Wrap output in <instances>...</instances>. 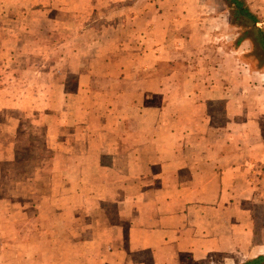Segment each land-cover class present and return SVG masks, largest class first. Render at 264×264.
Listing matches in <instances>:
<instances>
[{"label": "crops", "instance_id": "crops-1", "mask_svg": "<svg viewBox=\"0 0 264 264\" xmlns=\"http://www.w3.org/2000/svg\"><path fill=\"white\" fill-rule=\"evenodd\" d=\"M159 17L139 12L131 23L114 24L109 39L100 32L91 44L107 57L91 63L85 79L75 72L81 87L108 77L141 81L143 89L113 91L104 111L77 110L85 118L82 138L57 144L65 150L59 162H72L51 183L59 187L57 198H45V219L24 235L20 222L31 220L18 213H27L31 202L10 200L17 218L7 234L11 219L0 216V264H246L264 257V112L248 111L239 92L237 101L225 103L223 91L180 90L183 82L193 85L191 63L175 55L179 40L162 32ZM60 84L62 128L72 108L64 106L65 80ZM87 92L92 99L97 94ZM219 103L225 108L221 124L212 107ZM1 162L3 197L2 180L21 174L3 173ZM99 174L102 183L92 187ZM13 185L9 192L18 194Z\"/></svg>", "mask_w": 264, "mask_h": 264}, {"label": "rangeland", "instance_id": "rangeland-1", "mask_svg": "<svg viewBox=\"0 0 264 264\" xmlns=\"http://www.w3.org/2000/svg\"><path fill=\"white\" fill-rule=\"evenodd\" d=\"M88 2L73 0L65 5L63 0H0L1 171L21 174L18 180L3 179L1 182L3 209L0 216L2 220L11 219L4 227L7 234L17 218L10 207L12 198L22 197L31 202L28 214L18 213L20 219L28 217L31 220L20 222L17 229L20 235L39 228V222L45 219V203H48L45 198H51L50 203L56 200L59 187L51 183H56L59 174L72 165L70 159L59 162L60 152L64 155L65 150L61 148L60 151L57 144L63 139L82 138L80 127L85 118L77 115V110L84 111L92 106L94 109L103 107L104 111L111 104L113 91L123 89L131 94L143 89L141 81L116 83L108 77L95 78L88 87L85 81L82 87L77 82L79 75L75 72L81 71L85 79L91 70L90 64L98 66L100 60L107 57H103L104 51L98 46L91 44L102 34L109 39L111 36L105 34L119 21L126 23L129 19L131 23L136 20L133 17L143 11L158 14L163 24L162 32L179 40L180 50L175 55L191 63L189 75L194 79L193 85L183 82L178 86L180 90L205 86L209 91H223L227 97L225 103L237 101L239 92L248 111L256 112L258 107L264 112V55L255 51L249 40L237 44L242 30L231 23V9L223 0ZM246 2L260 18L262 24L258 25L264 27V0ZM77 15L81 19L75 22ZM160 70L167 73L169 66H162ZM98 71L107 72L101 68ZM201 77L204 83L198 80ZM61 80H65L64 106L72 108L63 118L62 128L56 114L63 105ZM79 88L81 95L74 98ZM87 91H97L94 99ZM212 107L214 118H217L215 123L221 124L224 105L219 103ZM87 174L93 175V171ZM103 176L93 177L97 180L92 187L102 183ZM13 184L19 187L18 194L14 190L9 192ZM57 217L54 216L55 222Z\"/></svg>", "mask_w": 264, "mask_h": 264}, {"label": "trees", "instance_id": "trees-1", "mask_svg": "<svg viewBox=\"0 0 264 264\" xmlns=\"http://www.w3.org/2000/svg\"><path fill=\"white\" fill-rule=\"evenodd\" d=\"M231 9V23L242 30L237 44L243 40H249L253 43L254 50L260 51L264 55V27L260 18L247 6L246 0H223ZM264 257L247 262L246 264H262Z\"/></svg>", "mask_w": 264, "mask_h": 264}]
</instances>
